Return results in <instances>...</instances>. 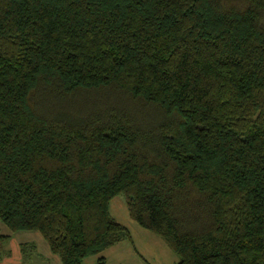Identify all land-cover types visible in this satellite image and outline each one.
<instances>
[{"label":"trees","instance_id":"16d2710c","mask_svg":"<svg viewBox=\"0 0 264 264\" xmlns=\"http://www.w3.org/2000/svg\"><path fill=\"white\" fill-rule=\"evenodd\" d=\"M118 194L177 264H264V0H0V222L82 264Z\"/></svg>","mask_w":264,"mask_h":264},{"label":"crops","instance_id":"0c3cea01","mask_svg":"<svg viewBox=\"0 0 264 264\" xmlns=\"http://www.w3.org/2000/svg\"><path fill=\"white\" fill-rule=\"evenodd\" d=\"M121 217L124 221L114 218L129 229L131 241L115 243L104 249L98 255L86 257L82 261V264H97V258L99 256L104 257L105 264H177L176 255L162 238L143 229L136 222H131L129 218H124L123 215H121ZM20 245L21 243L19 244V250ZM32 249L35 250L34 248ZM49 253L50 252L39 259L38 257L36 259H30L27 256V258L22 256L23 258H15L13 262L11 260L6 261L11 264H20L24 262L27 264H61L58 258H54L53 255L51 256ZM36 255H39V253H36Z\"/></svg>","mask_w":264,"mask_h":264},{"label":"rangeland","instance_id":"374dc122","mask_svg":"<svg viewBox=\"0 0 264 264\" xmlns=\"http://www.w3.org/2000/svg\"><path fill=\"white\" fill-rule=\"evenodd\" d=\"M109 210L111 215L117 219H120V221H124V219L121 217V215H123L124 218H129L131 222L135 223V221L130 219V216L128 215L125 197L123 194H118L110 200ZM0 234L8 235L7 240L0 245V264H11L6 260H11L13 262L15 258L21 259L22 256L25 258L28 257L30 259H36L38 257L39 259L49 252L46 243L36 231L21 230L10 232L6 226L0 222ZM23 242H25L27 245L24 247L23 252L21 253L19 250V244ZM31 245H33V247H31ZM36 253H39V255H36ZM49 254L52 256L51 253ZM53 257L57 259L55 255H53ZM25 263L26 262L20 264Z\"/></svg>","mask_w":264,"mask_h":264}]
</instances>
